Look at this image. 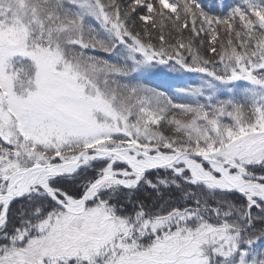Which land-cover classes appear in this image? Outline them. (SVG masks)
<instances>
[{
  "label": "snow or ice",
  "instance_id": "6c2138e0",
  "mask_svg": "<svg viewBox=\"0 0 264 264\" xmlns=\"http://www.w3.org/2000/svg\"><path fill=\"white\" fill-rule=\"evenodd\" d=\"M0 264H264V0H0Z\"/></svg>",
  "mask_w": 264,
  "mask_h": 264
}]
</instances>
